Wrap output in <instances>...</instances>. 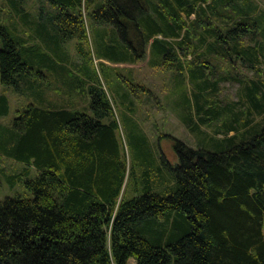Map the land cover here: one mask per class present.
<instances>
[{"label": "trees", "instance_id": "obj_1", "mask_svg": "<svg viewBox=\"0 0 264 264\" xmlns=\"http://www.w3.org/2000/svg\"><path fill=\"white\" fill-rule=\"evenodd\" d=\"M38 1L34 18L19 10L23 0L9 4L24 23L51 31V54L63 51L64 60L68 51L57 43L77 40L78 53L88 56L83 8L92 0ZM103 1L91 20L117 28L119 37L110 39L115 53L101 59L134 64L149 46L153 65L189 75V129H216L199 148L174 139L179 164L171 175L154 183L146 173L142 195L126 199L118 121L102 85L80 82V93L90 95L86 111L46 107L50 85L37 69L63 63L35 48L31 54L17 28L12 35L0 26V86L23 88L36 100L10 127L0 125V160L38 170L23 182L32 198L0 202V264H264V82L247 80L238 102L224 106L219 85L231 75L211 79L214 56L256 70L264 12L253 0ZM9 112L0 94V120ZM23 176H13L12 185Z\"/></svg>", "mask_w": 264, "mask_h": 264}, {"label": "rangeland", "instance_id": "obj_2", "mask_svg": "<svg viewBox=\"0 0 264 264\" xmlns=\"http://www.w3.org/2000/svg\"><path fill=\"white\" fill-rule=\"evenodd\" d=\"M253 1L260 6V12H264V0ZM103 2V0H92L90 5L86 2V7L83 8L88 34V40L83 42V46L88 56L78 53L77 40L67 42L60 40L57 43L58 48L62 45L69 52L65 51L67 57L64 60H61L63 51L54 50L51 54L46 42L51 37V31L42 28L36 21L24 23L20 16L16 15V9L9 4V0H0V26L6 28L12 35L17 28L16 32L28 41L27 47H30L31 54L34 55L41 50L40 52L51 55L54 59L56 57L59 63L65 65V67L56 65V71L47 66L37 69V71H43L48 77L50 85V91L46 94L48 103L66 105L71 101L76 110L86 111L85 97H88V90L84 89L83 96L80 93V82L90 85L91 81H96L102 85L101 87L112 100L113 111L118 121V129L115 131L117 153L119 161L126 167L122 196L131 199L142 195L144 184H146V173H151L156 183L157 179L161 180L159 176L161 173L171 175V169L179 164L173 148L174 139L199 148L206 142V132L212 135L217 125L212 128L202 126L203 132L200 133L189 129L184 119L190 114L186 97L193 90L189 75L175 70H165L160 65H153L149 46L144 59L134 64H114L110 59H101V57L107 58V54L112 56L115 53L110 39L113 34L119 37L117 28L100 27L91 20L90 14ZM40 4L41 2L37 3V0H23L19 10L22 11L23 8L34 18ZM51 17L52 15L48 16L49 19ZM191 19L194 20V16ZM191 19L186 20L192 21ZM258 20L261 22L260 29L263 32L264 20ZM261 38L258 39L264 43L263 34ZM121 42L122 45L127 46L125 42ZM248 42L246 39V44ZM0 48H3L1 39ZM34 48L37 51L32 52ZM211 60L215 65V73L211 77L213 81L229 75L242 80L238 82L234 78L227 77L230 80L220 82L218 99L224 106L238 102L241 88L247 84V80L264 82V56L261 62L256 64V70L247 69L239 62L232 64L216 56ZM67 69L78 79L70 77ZM65 82L71 83L73 87ZM22 90L24 89L17 91L13 88L9 91L0 86V94H5L10 102L9 115L1 119L0 125L10 127L15 119L28 111L31 104H35L36 100L34 101L30 98V94ZM191 113L195 122L198 123L195 107ZM21 174L24 176L20 177L16 185H12L11 178ZM37 175L38 170L35 167L3 156L0 160V202L17 196L32 198V193L23 182L27 178L34 179ZM131 264H133L132 261Z\"/></svg>", "mask_w": 264, "mask_h": 264}, {"label": "crops", "instance_id": "obj_3", "mask_svg": "<svg viewBox=\"0 0 264 264\" xmlns=\"http://www.w3.org/2000/svg\"><path fill=\"white\" fill-rule=\"evenodd\" d=\"M67 71H69V70H67ZM71 76L70 77H72V72L71 71H69L68 72ZM72 73V74H71ZM69 76V75H68ZM48 92L46 91L44 94H45V96H44V103H43V105L45 104V106L46 107H48V106H50L49 104L50 103H48V101L46 100L47 98H46V94H47ZM84 95H85V93H84ZM86 98V102H87V107H88V105H89V101H90V95H89V92H88V97H85ZM38 104V103H37ZM55 106H57V104L55 105ZM59 107H62V108H66V109H68V110H76V107H73V102L71 103V101L69 102V104H67L66 103V105H58ZM1 121V120H0ZM132 262H133V264H135V261L134 260H132Z\"/></svg>", "mask_w": 264, "mask_h": 264}]
</instances>
